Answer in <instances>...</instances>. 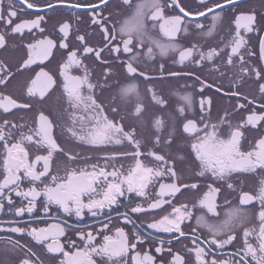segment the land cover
I'll return each mask as SVG.
<instances>
[{"label":"snow or ice","instance_id":"snow-or-ice-1","mask_svg":"<svg viewBox=\"0 0 264 264\" xmlns=\"http://www.w3.org/2000/svg\"><path fill=\"white\" fill-rule=\"evenodd\" d=\"M17 3L37 14L21 19ZM243 3L8 0L5 7L0 0V50L17 48L9 41L23 42L25 33L30 37L25 55L14 63L0 58L3 89L18 74L29 73L19 95L0 90V112L32 114L0 119V212L7 206L15 217L35 213L34 221L45 224H0V232L7 233L0 237V264H264V64L250 63L253 56L264 62V0L251 7ZM61 5L83 12L58 21L54 36L46 34L39 11ZM209 14V25L199 20ZM85 16L92 32L73 27L72 20L84 23ZM249 34L256 35L258 52ZM190 36L204 42H179ZM215 36L217 42L208 44ZM54 50L63 55L55 74L45 66ZM170 56L179 70L164 62L141 67L145 59ZM88 57L102 69L98 75L85 63ZM165 80L191 81L184 87L192 91L178 93L181 103L173 104L156 90ZM249 80L258 85L259 110L250 107L256 96L243 91ZM217 97L236 103L229 111ZM241 111L247 115L233 123ZM245 130L260 134L249 141ZM80 146H87L88 154L76 151ZM124 160L133 163L125 168ZM132 193L143 202L120 213L121 198L131 204ZM178 196L186 201L177 202ZM221 199L228 205L223 218ZM54 207L77 222L90 214L107 216L108 223L86 230L53 217L49 224ZM105 209L116 210L132 229L114 225ZM129 213L138 214L136 219L151 215L146 228L172 238L158 244L152 239L154 248L145 249L151 233L141 232ZM192 220L195 227L186 223ZM25 237L34 244L22 243ZM181 237L189 241L183 252L173 244ZM226 246L232 247L230 257L218 258ZM192 255L194 262L188 259Z\"/></svg>","mask_w":264,"mask_h":264},{"label":"flooded vegetation","instance_id":"flooded-vegetation-1","mask_svg":"<svg viewBox=\"0 0 264 264\" xmlns=\"http://www.w3.org/2000/svg\"><path fill=\"white\" fill-rule=\"evenodd\" d=\"M38 2L43 4L44 0H38ZM162 2H163V0H162ZM189 2L192 4L193 7L196 6V0H189ZM256 2H257V0H244L243 7H251ZM7 3H8V0H5V7H7ZM16 7L22 9L21 19L34 18L35 14H37V11H38L37 9H27L26 5H20L18 3L16 4ZM165 11L167 12L168 10L165 9ZM74 12H83V10L82 9H70V8H67V7L61 5V6L57 7L56 11H51V10H47V9L39 11V14L45 15L46 22L42 24V27H44L46 29V34H52L54 36L55 35L54 26H57V22L71 17ZM83 19H84V23H77L75 20H72L74 29L78 27V28H80L82 33L83 32H92V29L90 27H88V25L90 24V21H88L86 16ZM199 20L201 22L205 23L206 25H209L211 22V14L208 15L207 19L201 17V18H199ZM189 27L191 28V25ZM0 30H3L2 24H0ZM221 34H223V31H221ZM249 36H251V45H252L253 50L258 52V40H257L256 35L255 34H249ZM29 39H30V37L28 36L27 33H25V38H24L23 42H21V39L19 37H17L15 40H10L9 41L10 45L15 43L17 45V48L9 47V50L7 52L0 50V58L8 59L14 63L15 60L18 59L20 56L25 55L26 49L23 48V44L27 43ZM98 39H99V36L97 35L92 40V43H95L96 40H98ZM189 39H191L193 42H200V43L204 42L203 39H200L199 41H197V38L195 36H190L187 38H179V42L181 44H186ZM218 39H219V36H215L213 38H207V43L208 44H215ZM62 59H63V55H62L61 51L54 50V55L52 57H50L49 61L45 62L46 70H50L53 74H55L57 72L58 64L61 62ZM160 62H164L166 64V67H172V68H174V70H179L181 68L180 65H173L172 64L171 56L169 58H167L166 61H162L159 57H157L155 61H150V60L145 59V61L141 65V67L158 66V64ZM85 63H87L91 68H94L97 75L102 71L98 62H94L92 57H88L85 60ZM250 63H252L253 65L264 64V62L258 61L256 56H253L251 58ZM33 67L35 68V66H33ZM36 70L38 71L39 69L36 68ZM73 71L75 72V70H73ZM28 75H29V73H27V72H25L23 74H18L15 77V79H13L11 81L8 89H3L2 86H0V90L10 92V93H13L15 95H19L20 90H21V86L23 85V83H24L25 79L28 77ZM138 83L140 84L141 93L144 94L146 85L143 83L142 80L138 81ZM186 83L190 85L192 82L191 81L186 82L184 80H180L178 82L175 80H165L163 84L158 83L156 85V90L158 92H163V94L166 97L170 98V100L172 101L173 104L178 105L179 103H181V101L179 100L178 93L182 94L185 91H188V92L192 91V88H190V87L185 88L184 87V85ZM225 86L227 87V81H225ZM197 88H198V86H197ZM243 91L245 94H247L249 96V98H251L253 95L256 96L257 104L252 105L250 107H253V108H256L257 110H259L258 105L260 103V97L258 94L257 83L254 82V80H249L247 82V84L245 85ZM55 95H59V92L55 93ZM54 98H55V96H54ZM196 99L198 101L199 97H196ZM144 102L146 105H149V107H151L149 95H145ZM216 102L218 105L226 107V108H228L229 111H231V105H234L236 103V100L229 99L227 97L221 100L219 97H217ZM240 102L243 103L244 101L241 99ZM214 113H215V109H214ZM21 115H25V116L30 117L32 114L31 113H19V112H17L15 114V117H13V116H6L2 112H0V119H3V118L15 119ZM246 115H247V112L241 111L238 115L235 116L233 123L238 122L239 120L244 118ZM259 134L260 133H258L255 130H245V136L248 138L249 141H251L254 137H258ZM76 151L84 153V154H88L89 149L87 146H80V147L76 148ZM91 155H93V157H97V156H102L103 153L102 152H91ZM121 162L125 165V168H127L130 164L133 163L131 160H124ZM145 162L148 163L149 161H145ZM117 166H119V165L117 164ZM248 183L251 186L252 182H248ZM25 187H27V185H25ZM153 191H154L153 189H151V188L149 189L150 194H152ZM128 195H129V197H131L132 203L129 204L127 199L121 198L122 204L118 208V211L120 213L128 210V208H130L131 206H134L136 203L143 202L142 198L136 197L134 193L128 194ZM14 200H15V202L19 203V198L14 197ZM185 201H186V197L178 196L177 202H185ZM187 202L189 204H191L193 201L187 200ZM235 203H236V201H235V199H233V204H235ZM219 204L221 206L219 207L218 211L220 213V217L223 218L225 213L228 210V205L224 204L222 199L219 200ZM126 205L128 206L127 208L125 207ZM165 208L167 211H170V209H168L167 206H165ZM105 212L111 216L112 223L114 225L125 226L126 230L132 229V225L131 224L126 225L125 221L121 217L118 216V212L116 210L105 209ZM193 212H194V215L200 214L197 209H193ZM129 214L132 216L133 220L138 225V229L141 232H143L145 235H147L148 233H151V239L145 244V246H144L145 249L154 248V245L152 244V239H155L157 244H158V241L160 239H163L167 242V240L172 238L173 234L160 233V232H156L155 230H151V229L146 228V223L149 222L152 218L151 215L148 217H141L140 219H136L138 214H131V213H129ZM155 214L160 215L163 213H160V210H156ZM35 215L36 214L34 213L33 216H29L26 214L23 217H15L12 213L8 212L7 206H6L5 211L0 212V224H2L6 228L9 226V222L17 221L20 224L27 223V224H30L32 226L44 227L45 226L44 223L34 221ZM39 215L42 217L44 216L42 211L39 212ZM53 217H55L56 220L67 221L68 224L73 225L74 227L75 226H82L86 230L87 229H97L101 223H108L107 216L99 215V216L93 217L90 214H86L82 222H77L74 217H72V218L67 217L65 214H63L62 210L55 208V207L53 208V211L51 212L49 217H47V222L49 224L55 222L52 219ZM141 219L144 220L145 223L141 224ZM186 223H190L192 225V227H195V221L194 220L187 221ZM109 227L111 228L112 225H109ZM68 235L71 236L73 239H77L74 232H68ZM6 236H7V233L0 232V237L6 238ZM16 238L17 237L14 235L13 239H16ZM61 239L63 240V238H61ZM99 239H100V237H97V240H99ZM180 239H181L180 243H177L175 240L173 241L174 250H180L183 252L184 251V245L188 244L189 241L185 240L183 237H181ZM21 242L22 243H29V242H31V238L25 237L24 239H22ZM31 243L34 244V242H31ZM3 247H4L3 243L0 242V250H2ZM165 247H167V243L165 244ZM36 251L40 252L39 247H36ZM231 253H232V247L226 246L225 249L218 250L216 255L218 258H228V257H230ZM153 254H155V253L153 252ZM18 255L20 257H23V253H18ZM155 255H157L159 257V254H155ZM188 259H190L191 261L194 262V259H195L194 255L189 256Z\"/></svg>","mask_w":264,"mask_h":264}]
</instances>
